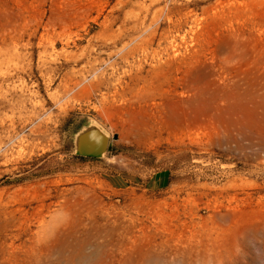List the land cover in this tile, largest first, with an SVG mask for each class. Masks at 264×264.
I'll return each instance as SVG.
<instances>
[{
	"label": "rangeland",
	"instance_id": "obj_1",
	"mask_svg": "<svg viewBox=\"0 0 264 264\" xmlns=\"http://www.w3.org/2000/svg\"><path fill=\"white\" fill-rule=\"evenodd\" d=\"M0 264H264V0H0Z\"/></svg>",
	"mask_w": 264,
	"mask_h": 264
},
{
	"label": "water",
	"instance_id": "obj_2",
	"mask_svg": "<svg viewBox=\"0 0 264 264\" xmlns=\"http://www.w3.org/2000/svg\"><path fill=\"white\" fill-rule=\"evenodd\" d=\"M95 118L88 116L74 129L72 134L73 154L79 157L103 158L111 150L112 140H117Z\"/></svg>",
	"mask_w": 264,
	"mask_h": 264
},
{
	"label": "crops",
	"instance_id": "obj_3",
	"mask_svg": "<svg viewBox=\"0 0 264 264\" xmlns=\"http://www.w3.org/2000/svg\"><path fill=\"white\" fill-rule=\"evenodd\" d=\"M165 179V177H159V178H154V180H153V182L155 183V184H157L158 182H159V184H163L164 183V179Z\"/></svg>",
	"mask_w": 264,
	"mask_h": 264
},
{
	"label": "trees",
	"instance_id": "obj_4",
	"mask_svg": "<svg viewBox=\"0 0 264 264\" xmlns=\"http://www.w3.org/2000/svg\"><path fill=\"white\" fill-rule=\"evenodd\" d=\"M79 159H89V160H96V159H92V158H83V157H79Z\"/></svg>",
	"mask_w": 264,
	"mask_h": 264
}]
</instances>
